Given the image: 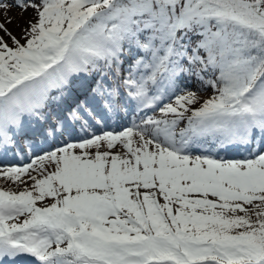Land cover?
<instances>
[{"label":"snow or ice","instance_id":"6c2138e0","mask_svg":"<svg viewBox=\"0 0 264 264\" xmlns=\"http://www.w3.org/2000/svg\"><path fill=\"white\" fill-rule=\"evenodd\" d=\"M0 16V264H264V0Z\"/></svg>","mask_w":264,"mask_h":264},{"label":"rangeland","instance_id":"374dc122","mask_svg":"<svg viewBox=\"0 0 264 264\" xmlns=\"http://www.w3.org/2000/svg\"><path fill=\"white\" fill-rule=\"evenodd\" d=\"M10 15L13 18V23L8 25V27L13 32L14 35L19 36L21 28L25 25V22L31 16V12H29L28 14L25 15V14L20 13V11L18 9H13L12 12L10 13ZM3 19H4V17L0 16V21H2ZM0 35H2V33H0ZM195 91H196V89H195ZM207 95H211V90L208 91ZM207 95H205L203 98L206 99ZM49 170H52V169L50 168ZM30 183L31 182L29 181V185H30ZM24 186H27V185H15L9 181L0 179V187L5 188V189L9 188V187L23 188Z\"/></svg>","mask_w":264,"mask_h":264}]
</instances>
